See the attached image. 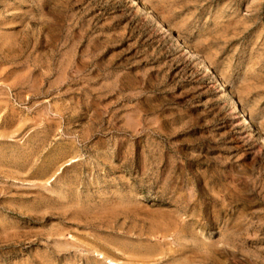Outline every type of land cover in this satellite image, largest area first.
I'll return each instance as SVG.
<instances>
[{
	"label": "rangeland",
	"instance_id": "1",
	"mask_svg": "<svg viewBox=\"0 0 264 264\" xmlns=\"http://www.w3.org/2000/svg\"><path fill=\"white\" fill-rule=\"evenodd\" d=\"M0 264H264V0H0Z\"/></svg>",
	"mask_w": 264,
	"mask_h": 264
},
{
	"label": "bare ground",
	"instance_id": "2",
	"mask_svg": "<svg viewBox=\"0 0 264 264\" xmlns=\"http://www.w3.org/2000/svg\"><path fill=\"white\" fill-rule=\"evenodd\" d=\"M72 212V211H71ZM94 221V220H93ZM10 235V234H9ZM141 240V239H140ZM105 244V243H104ZM112 246V245H111ZM93 247V246H92ZM98 251V250H97ZM111 252V251H110ZM96 253V252H95ZM193 253V252H192ZM204 258V257H203ZM208 259V258H207Z\"/></svg>",
	"mask_w": 264,
	"mask_h": 264
}]
</instances>
